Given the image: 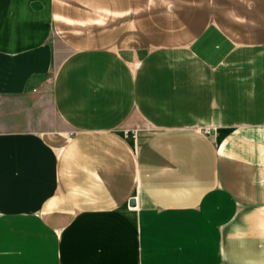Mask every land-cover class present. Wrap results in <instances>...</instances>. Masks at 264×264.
<instances>
[{"label": "crops", "instance_id": "0c3cea01", "mask_svg": "<svg viewBox=\"0 0 264 264\" xmlns=\"http://www.w3.org/2000/svg\"><path fill=\"white\" fill-rule=\"evenodd\" d=\"M28 227L58 264H264V0H0V244Z\"/></svg>", "mask_w": 264, "mask_h": 264}, {"label": "rangeland", "instance_id": "374dc122", "mask_svg": "<svg viewBox=\"0 0 264 264\" xmlns=\"http://www.w3.org/2000/svg\"><path fill=\"white\" fill-rule=\"evenodd\" d=\"M61 231L62 228H54L53 237L51 230L44 231L41 238L35 228L6 230L11 242L7 239L0 244V264H58L55 247Z\"/></svg>", "mask_w": 264, "mask_h": 264}, {"label": "water", "instance_id": "95a60500", "mask_svg": "<svg viewBox=\"0 0 264 264\" xmlns=\"http://www.w3.org/2000/svg\"><path fill=\"white\" fill-rule=\"evenodd\" d=\"M131 204L133 205L134 204V201H132Z\"/></svg>", "mask_w": 264, "mask_h": 264}]
</instances>
